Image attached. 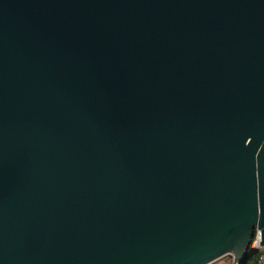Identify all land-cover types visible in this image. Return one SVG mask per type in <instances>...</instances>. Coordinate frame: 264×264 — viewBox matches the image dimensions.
Listing matches in <instances>:
<instances>
[{"label":"water","instance_id":"1","mask_svg":"<svg viewBox=\"0 0 264 264\" xmlns=\"http://www.w3.org/2000/svg\"><path fill=\"white\" fill-rule=\"evenodd\" d=\"M264 244V0H0V264H239Z\"/></svg>","mask_w":264,"mask_h":264},{"label":"trees","instance_id":"2","mask_svg":"<svg viewBox=\"0 0 264 264\" xmlns=\"http://www.w3.org/2000/svg\"><path fill=\"white\" fill-rule=\"evenodd\" d=\"M254 235H255V230L253 232L252 239ZM259 254L260 251L258 249H254L250 243L245 256L243 257V259L240 261L239 264H257L259 259ZM223 258L229 259V256H224Z\"/></svg>","mask_w":264,"mask_h":264},{"label":"built area","instance_id":"3","mask_svg":"<svg viewBox=\"0 0 264 264\" xmlns=\"http://www.w3.org/2000/svg\"><path fill=\"white\" fill-rule=\"evenodd\" d=\"M260 240H261V230L255 229V235L251 240V246L254 249H258L260 251L257 264H264V244H260Z\"/></svg>","mask_w":264,"mask_h":264},{"label":"rangeland","instance_id":"4","mask_svg":"<svg viewBox=\"0 0 264 264\" xmlns=\"http://www.w3.org/2000/svg\"><path fill=\"white\" fill-rule=\"evenodd\" d=\"M231 261H232V257L229 256V259L228 258H222V260L219 259V260H217L211 264H230Z\"/></svg>","mask_w":264,"mask_h":264},{"label":"crops","instance_id":"5","mask_svg":"<svg viewBox=\"0 0 264 264\" xmlns=\"http://www.w3.org/2000/svg\"><path fill=\"white\" fill-rule=\"evenodd\" d=\"M221 260H222V258H221ZM231 263H232V261H231ZM231 263H230V264H231Z\"/></svg>","mask_w":264,"mask_h":264}]
</instances>
